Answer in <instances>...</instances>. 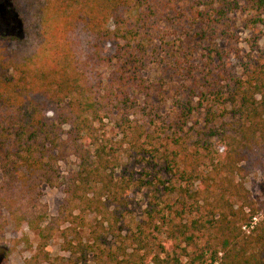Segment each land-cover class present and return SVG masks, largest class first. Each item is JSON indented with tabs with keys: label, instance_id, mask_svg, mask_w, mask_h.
Segmentation results:
<instances>
[{
	"label": "trees",
	"instance_id": "obj_1",
	"mask_svg": "<svg viewBox=\"0 0 264 264\" xmlns=\"http://www.w3.org/2000/svg\"><path fill=\"white\" fill-rule=\"evenodd\" d=\"M6 1L25 39L0 33V240L10 220L36 264H264L234 183L264 177V0Z\"/></svg>",
	"mask_w": 264,
	"mask_h": 264
},
{
	"label": "rangeland",
	"instance_id": "obj_2",
	"mask_svg": "<svg viewBox=\"0 0 264 264\" xmlns=\"http://www.w3.org/2000/svg\"><path fill=\"white\" fill-rule=\"evenodd\" d=\"M238 28V47L241 49V55H246L249 51L247 41L250 39L251 34L247 29L240 28V26H238ZM0 33L16 34L25 39L17 16L13 11L8 9L6 0H0ZM263 41L264 40H261L260 42L261 46L263 45ZM9 49H12V44L9 45ZM239 63L240 62L236 59L231 60L230 69L233 75L240 72ZM206 132H208V130H206ZM210 143L215 149L219 147V142L215 139H211ZM72 168H74L73 160H70V164L67 166L61 165L64 176ZM239 181L249 194V197L259 205L260 218L258 219H262V217H264V177L257 170H250L249 173L244 176H236L234 183H238ZM63 198L64 195L61 189L42 188V203L45 205L50 217H55L57 215ZM140 211L141 208L136 210L137 213H140ZM38 243L39 237L37 231L24 228L18 232L9 220L5 234L0 240V264H36L32 260L37 251ZM61 243L62 241L59 235L54 234L48 243L46 251L52 257H66V254L61 249Z\"/></svg>",
	"mask_w": 264,
	"mask_h": 264
},
{
	"label": "built area",
	"instance_id": "obj_3",
	"mask_svg": "<svg viewBox=\"0 0 264 264\" xmlns=\"http://www.w3.org/2000/svg\"><path fill=\"white\" fill-rule=\"evenodd\" d=\"M255 222H256V219H253V224H255Z\"/></svg>",
	"mask_w": 264,
	"mask_h": 264
}]
</instances>
